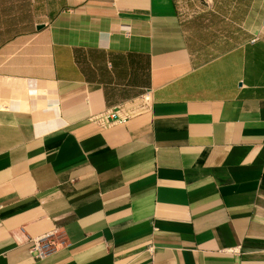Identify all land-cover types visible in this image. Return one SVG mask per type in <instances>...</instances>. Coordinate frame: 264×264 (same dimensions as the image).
<instances>
[{
    "label": "crops",
    "instance_id": "crops-1",
    "mask_svg": "<svg viewBox=\"0 0 264 264\" xmlns=\"http://www.w3.org/2000/svg\"><path fill=\"white\" fill-rule=\"evenodd\" d=\"M190 5L0 0V264H264V0Z\"/></svg>",
    "mask_w": 264,
    "mask_h": 264
},
{
    "label": "built area",
    "instance_id": "built-area-1",
    "mask_svg": "<svg viewBox=\"0 0 264 264\" xmlns=\"http://www.w3.org/2000/svg\"><path fill=\"white\" fill-rule=\"evenodd\" d=\"M152 97L149 89L143 91L138 97L134 108H128L123 110V107L118 106L115 110L104 111L98 114L89 116L88 121L99 125L102 128H108L112 124L119 123L123 124L127 120L138 116L144 112H148L151 108ZM57 233V229L52 230L44 234L41 237L32 239V246L30 253L34 258H43L46 256L51 246L55 245L54 236Z\"/></svg>",
    "mask_w": 264,
    "mask_h": 264
},
{
    "label": "rangeland",
    "instance_id": "rangeland-1",
    "mask_svg": "<svg viewBox=\"0 0 264 264\" xmlns=\"http://www.w3.org/2000/svg\"><path fill=\"white\" fill-rule=\"evenodd\" d=\"M188 2H190V6L192 8H196L199 9L201 5H203V1L204 0H187ZM184 3V2H183ZM183 6L185 7V4H183Z\"/></svg>",
    "mask_w": 264,
    "mask_h": 264
}]
</instances>
